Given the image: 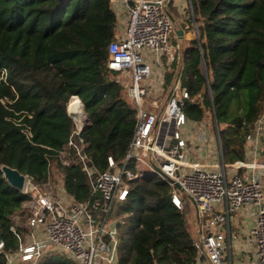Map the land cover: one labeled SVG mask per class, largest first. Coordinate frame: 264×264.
<instances>
[{"label": "trees", "instance_id": "16d2710c", "mask_svg": "<svg viewBox=\"0 0 264 264\" xmlns=\"http://www.w3.org/2000/svg\"><path fill=\"white\" fill-rule=\"evenodd\" d=\"M190 2L197 38L182 56L181 86L189 95L183 112L191 122L212 114L224 164L243 161L264 115V0ZM115 28L109 0H0V165L29 176L45 193L55 194L54 168L74 201L90 197L81 166L58 157L73 130L66 110L72 96L88 118L80 137L94 168L103 172L109 157L120 164L127 153L138 120L121 73L107 69ZM127 186L114 210L122 220L116 264H192L197 250L171 187L156 176ZM25 200L0 172V264L17 253L16 234L28 231ZM57 257L36 264H76Z\"/></svg>", "mask_w": 264, "mask_h": 264}, {"label": "built area", "instance_id": "2783aa9c", "mask_svg": "<svg viewBox=\"0 0 264 264\" xmlns=\"http://www.w3.org/2000/svg\"><path fill=\"white\" fill-rule=\"evenodd\" d=\"M109 4L115 15L123 16L124 29L107 47V69L127 75L128 80L118 81L136 108L138 124L123 161L116 164L109 157L107 170L99 172L80 137L87 115L77 96L69 99L66 110L73 130L58 157L63 165L81 166L90 197L76 202L63 189L61 196L45 193L25 175L21 193L26 200L21 208L31 232L26 244L16 234L19 248L14 255L22 262L34 264L43 251L51 249L76 264H116V225L122 221L114 216L116 205L125 199L128 181L156 176L171 187L172 202L178 209H183L181 193L195 211L192 245L197 255L192 264H233L236 238L230 234L228 223L230 216L243 208H251L254 217V225L247 232L253 253L250 264H264V190L260 182L264 165L254 160L237 162V167L250 171L228 177L222 159L221 164L190 163L187 159L189 147L181 136V129L188 123L183 107L189 99L181 86L184 49L168 11V0H109ZM170 65H174L172 77L165 84L162 77ZM155 76L163 83L158 92L165 93V101L163 105L152 102L149 108L150 83ZM74 97L78 98L77 105L71 109L69 104ZM24 132L31 136L28 130ZM251 139L249 136L247 141ZM40 228L42 239L33 230ZM11 230L15 233L14 227ZM12 256L7 258V264L13 261Z\"/></svg>", "mask_w": 264, "mask_h": 264}, {"label": "crops", "instance_id": "0c3cea01", "mask_svg": "<svg viewBox=\"0 0 264 264\" xmlns=\"http://www.w3.org/2000/svg\"><path fill=\"white\" fill-rule=\"evenodd\" d=\"M170 2V3H169ZM172 0H168V11L174 21V25L177 29L182 30V37L180 38V44L182 45L183 49L186 45H183L182 41L185 38V28L190 26L192 28L193 36L195 37L197 34L193 29V25L191 22V16L188 15L187 22L185 23L181 19L179 20L178 18H175L171 12L170 8L174 9L173 3H171ZM178 3H180V0H178ZM190 0H188L187 4L185 6L180 7V11L185 10L186 8L190 9L189 5ZM176 13V12H175ZM178 14V13H177ZM120 19L122 20L121 24V29L119 32H115V38L120 36L123 32L124 29V18L123 16H119ZM190 21V23H188ZM185 24V25H184ZM179 37V36H178ZM197 38V37H196ZM167 71H165V74L163 75L162 79L166 83L169 82V80L172 77V71L174 69V65H170L167 67ZM155 75H157V70L155 68ZM119 77L121 79H126L127 80V75L120 74ZM159 79V77H158ZM150 86H152L151 90V97L158 92V89H160L163 86L162 82H159L157 80L156 76L155 79L150 83ZM151 103L148 105L149 108L153 105V103H159L157 99H154L150 101ZM153 102V103H152ZM212 121L214 123V135L213 137L215 138L216 141V149H213L212 143H211V137L208 135L207 132H204V130H199L198 132L195 133L194 129H196V124H199V122H191L188 120V123L186 126H184L181 129V136H183V141L187 143L188 145V161L191 163H211V162H216L221 164V159L223 162L222 158V153L220 151L219 145H218V140H217V135L218 130H217V125L215 122V119L213 115L211 114ZM201 131V132H200ZM220 140V139H219ZM194 143V144H193ZM193 144V147H192ZM217 154L215 158V153ZM255 161L256 163L260 165H264V115H262L255 123V133L252 136V139L250 141H247V145L245 147V158L243 161H237V162H250V161ZM237 162L231 163V164H224V171L226 175L229 177L232 174H238V175H245L247 172L250 170L244 167H237L235 164ZM234 166H228V165H233ZM260 182L262 186V190H264V170H261V176H260ZM193 208V207H192ZM252 209L251 208H243L235 213H233L230 216L229 223H228V229L231 235H234L236 240H234V248L232 250V261L233 264H250L253 260V253H252V247L249 243L248 237H247V232L248 230L254 225V217L252 215ZM193 217L195 220V211L193 209ZM14 220L17 221L18 224H21L22 222L20 221V218L18 216H13ZM193 220V221H194ZM16 223V224H17ZM26 223V221H25ZM195 223V222H194ZM27 226V225H26ZM35 234L37 235L36 237L42 239V231L40 229H33ZM31 232V228L28 227V231L23 233V243L26 244L29 242V233ZM192 235V234H191ZM195 236V227H194V233L192 235V238ZM14 259L10 263L17 262V264H30L29 262H22L17 256L13 255L12 256ZM35 262L34 264H36Z\"/></svg>", "mask_w": 264, "mask_h": 264}, {"label": "rangeland", "instance_id": "374dc122", "mask_svg": "<svg viewBox=\"0 0 264 264\" xmlns=\"http://www.w3.org/2000/svg\"><path fill=\"white\" fill-rule=\"evenodd\" d=\"M187 2H188V0H180V3H178V0H172L171 3H173L174 9L173 8L172 9L170 8L171 14L175 18H178L179 20L181 19L185 23L187 22L188 15L191 16V13H190L191 11L188 8H186L183 11H180V7L181 6H185V4H187ZM191 22H192V19H191ZM188 23H190V21ZM121 24H122V20L120 19L119 16L116 15V28H115L116 29V32H119L120 31ZM184 31H185V38L183 39L182 43H183V45H187L189 43V40L193 37V32H192V28H190V26L186 27ZM195 37H197V35ZM119 79H121V78L119 77ZM127 80H128V78H127ZM153 98L154 99H157L159 101V103H161L163 105V103L165 101V93L156 92V94H154L150 98V101H152ZM198 129L199 130L200 129L201 130H204V132H207L208 133V135L211 137V143H212L213 149H216V141H215V138L213 137L214 130L215 129H214V123L212 121L211 114L207 113L205 115V117L202 119V121L199 124H196V129H194L195 130L194 132L197 133L198 132ZM183 136L184 135H182V138H183ZM193 144H192V147H193ZM216 156H217V154L215 153V158H216ZM52 171H53L52 172V181H53L54 192L58 196H61L62 195L61 194L62 193L61 192L62 191V188H61L62 187L61 186V175L54 168L52 169ZM179 196H180V198L182 200L183 210H184V212L186 214V217H187V227H188L190 233L193 235V233H194V222H195V221H193L194 220V217H193V215H194L193 214V208H192L191 203L189 202V200L187 198L183 197V195L181 193H179ZM52 253H54L57 256H59V257L55 258L56 260H63V259H61V257H63V256L66 257V255L61 254V253H59L57 251H53L51 249H47V250L43 251L41 257L43 259V258L46 257V255H50ZM42 259H40V260H42ZM56 262H58V261H56ZM12 264H17V262H14Z\"/></svg>", "mask_w": 264, "mask_h": 264}, {"label": "water", "instance_id": "95a60500", "mask_svg": "<svg viewBox=\"0 0 264 264\" xmlns=\"http://www.w3.org/2000/svg\"><path fill=\"white\" fill-rule=\"evenodd\" d=\"M176 33L179 36V38L182 37V30L177 29ZM0 172L2 173L4 180L7 182V184L10 187L21 192L25 182V175L19 173L15 169H12L4 165H0ZM175 187L179 188L177 184H175ZM0 245H1V232H0Z\"/></svg>", "mask_w": 264, "mask_h": 264}, {"label": "bare ground", "instance_id": "6f19581e", "mask_svg": "<svg viewBox=\"0 0 264 264\" xmlns=\"http://www.w3.org/2000/svg\"><path fill=\"white\" fill-rule=\"evenodd\" d=\"M77 100L78 99H76V100H74L71 104H70V107H71V109H75V107H76V105H77Z\"/></svg>", "mask_w": 264, "mask_h": 264}]
</instances>
